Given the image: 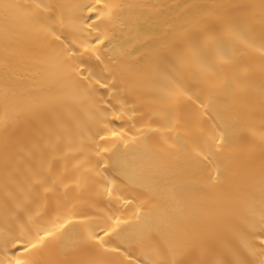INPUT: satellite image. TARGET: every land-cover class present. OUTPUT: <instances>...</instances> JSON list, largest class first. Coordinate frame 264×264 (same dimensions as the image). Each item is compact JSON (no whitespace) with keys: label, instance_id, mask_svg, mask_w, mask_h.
I'll list each match as a JSON object with an SVG mask.
<instances>
[{"label":"bare ground","instance_id":"bare-ground-1","mask_svg":"<svg viewBox=\"0 0 264 264\" xmlns=\"http://www.w3.org/2000/svg\"><path fill=\"white\" fill-rule=\"evenodd\" d=\"M0 264H264V0H0Z\"/></svg>","mask_w":264,"mask_h":264}]
</instances>
